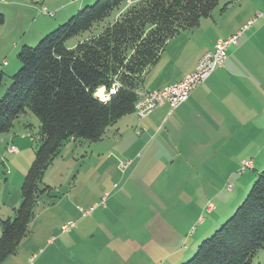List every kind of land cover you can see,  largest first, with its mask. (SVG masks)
Instances as JSON below:
<instances>
[{"label": "trees", "instance_id": "1", "mask_svg": "<svg viewBox=\"0 0 264 264\" xmlns=\"http://www.w3.org/2000/svg\"><path fill=\"white\" fill-rule=\"evenodd\" d=\"M218 1L96 0L34 47H21L20 67L0 98V136L27 112L38 120L39 131L20 205L13 218L0 219V264L26 236L39 196L49 190L41 187L43 174L64 144L98 142L120 118L133 114L143 76L167 42L196 27ZM87 32L88 38L66 46ZM1 81L0 73V87ZM98 90L109 95L106 102L97 98ZM193 250L180 264H252L264 250V167L233 215Z\"/></svg>", "mask_w": 264, "mask_h": 264}, {"label": "rangeland", "instance_id": "2", "mask_svg": "<svg viewBox=\"0 0 264 264\" xmlns=\"http://www.w3.org/2000/svg\"><path fill=\"white\" fill-rule=\"evenodd\" d=\"M95 1L96 0H90L86 2L83 7L92 5ZM4 2L5 0H0V3ZM32 5L34 7H31V13L29 9L24 10L23 8H11L6 7V5H0V13H3L5 16V23L0 25V73L2 74L0 98L11 82L10 77L15 74L20 67L16 58L21 47H34L44 35L53 31L58 25L63 24L71 17L63 20V22H58L57 17L52 18L43 13L42 9L44 7L40 8L36 1H34ZM253 10H255L254 13H252ZM76 13L77 12L74 14ZM259 13L261 14L259 15ZM242 14H248L249 20L246 24L247 26L248 23L253 20V24L248 30L253 29L257 26L255 25L256 22L260 23V21H264V0H219L208 17L199 19V23L196 27L182 31L178 34L179 37L177 39H175V37L178 35L170 40L172 41L175 39L185 43L196 41L198 45H202L208 34L213 31L215 25L222 24V27L224 26L228 29L230 26L228 21L235 20L237 16L240 17ZM260 17H262V19L258 20ZM40 31L45 32L41 34V37H38L37 32ZM89 34L90 33L87 32L67 41L66 46L72 47L77 42L88 38ZM243 35L244 37L246 36V31ZM174 42L175 41H172L170 44H175ZM198 45L192 43L194 47L189 46L193 53L198 49V47H196ZM166 53L171 55V49H168ZM164 60L165 57L163 59V64ZM192 61H194V58ZM255 81L259 83L262 79L258 78ZM259 90L264 91L263 88H259ZM100 92L103 93L102 90ZM134 121L132 114L122 120V122L129 125ZM25 125H28L27 128ZM110 128L111 127L107 129L108 131L100 140L101 142L98 141L100 145L108 146L114 143L116 132ZM38 131V120L33 114L27 112L14 122L8 134L5 133L0 136L1 220L9 217L13 218L14 210L20 205V177L23 175V171H25L24 174L27 173L34 160V149L37 144ZM250 134L254 136L256 132L251 130ZM131 136L132 134L125 131L123 132L122 130L118 135V138L121 139L119 143L126 142V139L128 137L131 138ZM263 139L264 132L258 131L256 150H258L260 154L262 152V154L257 155L254 166L253 162L248 159L240 160L235 163L227 160V158L232 160L236 159V151L234 150L233 157H230L228 154L226 158L227 161H219L214 164L212 170H215V175H213V172H210L201 179H180L176 184L174 183V185L171 184V180L168 178H163L166 179V188H171L172 190V187L175 186V200L176 197H180V204L177 207H175L176 203L173 201L167 204L168 209L166 217L172 218L169 221H167L163 215L164 209L161 210V206L158 207L162 202L159 201L160 203H156L153 208L150 207L151 213L153 214L150 218H163L161 219V223L164 224L166 221L167 225L173 226V230H178L177 241L170 243L172 249L167 251L168 253L166 254L168 255L165 257H163L161 252L154 250L153 241L148 240L146 243L145 241L141 242L143 233L142 224L144 220H146V215L144 213V208L146 207L138 201V196L143 194L139 192L137 196L134 193L138 192V189L132 191L130 189L131 183L129 185L127 184V178L135 167L134 164L130 166L129 163H133L135 158L127 155L125 152L121 151L120 153L116 151L115 148L114 151L117 153L112 155V159H107V157H109L107 153L98 151L96 148L101 147L97 146L95 143L76 142L75 144H70V142H67L45 170L41 187L47 186L49 190L39 196L33 210V217L27 227L26 236L19 243L15 254L9 256L7 259L11 260L10 258L15 256L18 260L17 264H30L29 259L34 256L31 264H36L46 257L52 248L55 251L57 250L54 242L50 240L51 243H47V240L57 234L58 231L61 233V226L68 222H73L69 221V219H71L73 207L76 204L82 205V212L89 211L93 208L90 214H94L93 218L99 221L101 218L98 217L102 215V213L105 214L108 212V214H111L115 203L114 208H116V204L117 206L119 205V208H122V210L119 209V211L115 212L117 217L118 215L125 216L128 209L132 210L134 213L133 220L129 222V224H133L132 227L134 228L128 226L130 229L129 232L132 234L131 240L134 241V243L131 244L134 258L142 261L143 258L149 256L147 264L185 263L194 255V247H196V245L199 246L202 241L211 237L214 231L233 215L237 207L246 198L254 180L264 167ZM11 142L18 147V151L15 154L8 152L10 147L7 146ZM103 149L106 150L107 148ZM19 171L20 176L17 177ZM132 180L135 182L134 184L138 185V182L134 179ZM160 180L161 179L158 178L154 180L157 184L152 190L150 188L151 184L146 187L149 180L144 182L142 193L145 194L143 195V200L139 198L140 201L143 202L144 199L155 196L150 195V190L152 191L151 194L160 192ZM115 183L116 185H114ZM106 190L108 191V195L102 197ZM82 194H86L87 196L91 195L94 202L87 204L84 202L85 199L82 198ZM170 197H172V193ZM95 202L96 204H93ZM123 204L125 205L123 206ZM105 207L107 210L110 208V212L104 210ZM178 209H180V212L175 215ZM112 216L111 218H116L113 213ZM137 227H140V237H137L139 239L138 242L135 240L138 230ZM93 232L90 234H93ZM156 235L157 232L154 233L152 237L155 238ZM179 236H181L180 240H178ZM91 237H93L92 239H95L97 243H102L100 232H96L93 236L88 235V237H83L79 242L82 245H86L87 242L91 240ZM160 242L161 240L157 239L155 243L162 246ZM27 243L30 248L26 247ZM100 244H98V246H100ZM45 251V255L41 257ZM107 251L106 249L103 252L100 262L94 257L95 250L93 252L87 250L84 256L90 258V263L94 261V264H103L104 260L107 258ZM191 251L193 252L191 253ZM37 257L38 259L36 260ZM185 257L186 259L184 260ZM90 263L88 262L87 264ZM55 264L57 263L55 262ZM252 264H264V250L258 251L252 260Z\"/></svg>", "mask_w": 264, "mask_h": 264}, {"label": "crops", "instance_id": "3", "mask_svg": "<svg viewBox=\"0 0 264 264\" xmlns=\"http://www.w3.org/2000/svg\"><path fill=\"white\" fill-rule=\"evenodd\" d=\"M34 1L38 3L40 8L44 7L48 11L55 12L52 18L57 17L58 22H63V20L73 16L90 0H5L0 5H6V7L11 8H23L24 10L29 9L31 13ZM262 17L258 20L262 19ZM248 20V14H242L240 17L237 16L235 20L228 21L230 25H228V29L227 27H222V24L215 25L213 31L208 34L202 45H198L196 41L192 42L194 45H198L196 46L198 49L194 53L191 51V47H194L192 43L175 40L179 35L172 40L175 41V44H170L172 42L170 40L156 64L145 72L143 85L140 90L144 92L159 91L172 83L182 80L184 76L194 70L202 55L212 49L216 41L234 35L247 24ZM255 25L257 26L253 29L246 30V36L244 37L245 34L241 36L237 46L229 47L228 56L223 67L217 69L202 85L198 86L191 93L188 100L173 112L169 113L168 106L164 105L154 110L139 123L133 113L132 116L136 122L134 121L131 125L122 122L131 114L126 115L110 128L116 132L114 143L103 146L99 142H95L97 146L101 147L96 148L98 151L107 153V156H109L107 159H112V155L116 154V151L125 152L135 158L133 163H129L130 166L134 164L135 167L127 178V184L131 183L130 189L132 191L138 189V192L134 193L137 196L139 192L143 195L145 194L142 191L146 180H149L146 187L151 184L150 188L152 190L157 184L154 180H157V178L161 179L160 192L151 194L152 191L150 190V195H155L154 197H148L146 198L147 201L144 199L142 202L139 198L143 200V195H139L138 201L146 207L144 208L146 220L142 224L141 242L153 241L154 250L161 252L163 257L168 255L166 253H168L169 249H172L170 243L177 241L178 230L175 227L176 230H173V226L167 225L166 221L164 224L161 223L163 218H150L153 216L151 208L159 201L162 202L158 207L161 206V210L164 209L163 215L169 221L172 218L166 217L167 204L170 201L176 203L175 207L180 204V197H176L175 200V186L172 187V190L171 188H166V179L163 178L171 180L172 185L176 184L180 179H201L210 172L215 175V170H212L214 164L219 161L224 162L228 154L233 157L235 151L236 159L227 158V160L235 163L248 159L253 162V166L257 155L262 154V152L260 154L256 150V147L257 132H264V91L259 90V88L264 89V21L256 22ZM43 32L45 31L37 32L38 37H41ZM168 49H171V55L166 53ZM193 58L194 61H192ZM4 63L6 64L5 61ZM258 78L262 79L259 83L255 81ZM27 126L25 125L26 128ZM122 130L132 134V136L131 138L128 137L126 142L119 143L121 139L118 138V135ZM251 130L256 132V135L251 136ZM69 142L70 144L76 143L73 141ZM262 146L264 147V139ZM7 147H10L9 153L15 154L18 151L17 145L12 142ZM11 148H14V151ZM103 148L107 149L104 150ZM115 148L116 151H114ZM24 173L25 171L20 177L21 184ZM19 176L20 171L17 177ZM132 179L138 182L139 186L134 184L135 182ZM171 193L172 197H170ZM107 195L108 191L106 190L102 197ZM81 196L87 204L94 202L91 195L82 194ZM93 204H96V202ZM81 206L76 204L73 207V213L71 219H69V221L76 223L75 227L66 234H61L58 231L57 234L48 239L47 243L53 241L57 250L55 251L52 248L48 255L36 264H55V262L57 264H87L88 262L90 263V258L84 256L87 250L91 252L95 250L94 257L100 262L106 249L108 250L106 252L107 258L103 264H147L149 256L139 261L134 258L132 253L131 244L134 241L131 240L132 234L129 232L130 229L128 227L134 228L132 227L133 224H129L134 218L132 210L128 209L125 216L118 215L117 217L115 212L119 211V209L122 210V208H119L117 204L116 208H114V203L111 214H108V212L102 213L98 217L101 218L98 221V219L95 220L93 218L94 214L83 217L79 211L82 209ZM109 209L104 208L107 211ZM179 212L180 209L175 212V215ZM112 213L116 218H111L113 217ZM137 229L136 242L139 241L137 237H140V227H137ZM91 232L93 234H90ZM96 232L101 233V244L92 239L93 237L86 245H82L79 242L83 237L93 236ZM156 232L157 235L153 238L152 235ZM180 237L178 240H180ZM157 239L161 240L162 246L155 243ZM26 247L30 248L28 243ZM45 253L46 251L41 257ZM32 258L34 256L29 259L30 264L33 261ZM10 259H6L2 264L18 263L15 256ZM90 264H94V261Z\"/></svg>", "mask_w": 264, "mask_h": 264}, {"label": "built area", "instance_id": "4", "mask_svg": "<svg viewBox=\"0 0 264 264\" xmlns=\"http://www.w3.org/2000/svg\"><path fill=\"white\" fill-rule=\"evenodd\" d=\"M42 12L49 17H53L54 15L53 12H48L45 8L42 9ZM252 24L253 20L248 23V26H243L234 35L216 41L213 45V48L206 51L202 55L194 70L184 76L182 80L172 83L159 91L144 92L138 90L136 92L137 100L134 105L133 111L136 116L137 122H141L143 119L148 117L154 110L161 106L167 105L169 113H171L180 105L185 103L190 97L191 93L198 86L202 85L217 69L223 67L228 56L227 51L229 47L237 46L239 39L241 38L243 33L247 29H249ZM115 90L116 85L112 87V89L110 90V94L114 93ZM108 96L109 95L105 94L103 91V93H101V96H97V98L102 102H106ZM11 150L14 151V148H11ZM92 210L93 208L86 212H82V209H80L79 211L84 217L87 214L89 215ZM74 227V222H68L67 224L61 226V233L66 234Z\"/></svg>", "mask_w": 264, "mask_h": 264}, {"label": "bare ground", "instance_id": "5", "mask_svg": "<svg viewBox=\"0 0 264 264\" xmlns=\"http://www.w3.org/2000/svg\"><path fill=\"white\" fill-rule=\"evenodd\" d=\"M101 90H99V92L96 93L97 96H101Z\"/></svg>", "mask_w": 264, "mask_h": 264}]
</instances>
